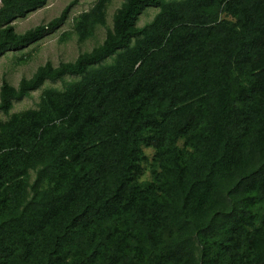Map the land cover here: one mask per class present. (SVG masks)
Instances as JSON below:
<instances>
[{
    "label": "trees",
    "instance_id": "16d2710c",
    "mask_svg": "<svg viewBox=\"0 0 264 264\" xmlns=\"http://www.w3.org/2000/svg\"><path fill=\"white\" fill-rule=\"evenodd\" d=\"M47 1L1 0L0 57L55 33L76 2L17 33ZM105 3L80 17V41L104 26ZM147 8L160 11L139 28ZM200 40L208 54L178 70ZM46 82L63 90L0 123V264H92L103 251L104 264H146L141 248H112L118 233L157 250L148 264H264V0H123L91 51L17 88L3 79L0 112ZM184 137L194 154L175 146ZM142 146L165 151L160 197L139 185ZM74 247L89 254L68 263Z\"/></svg>",
    "mask_w": 264,
    "mask_h": 264
},
{
    "label": "rangeland",
    "instance_id": "374dc122",
    "mask_svg": "<svg viewBox=\"0 0 264 264\" xmlns=\"http://www.w3.org/2000/svg\"><path fill=\"white\" fill-rule=\"evenodd\" d=\"M73 1H76L71 8L65 24L55 33L47 36L41 41L30 45L20 51H10L0 57V87L2 80L5 79L11 86L17 88L21 79H29L37 70V68L46 62H51L53 66H57L61 62H72L79 54L91 51L94 47L102 43L105 38L107 30L112 27V17L115 11L120 7L123 0H106L105 3V24L104 26H96L93 34L83 41L79 40V35L76 31V24L83 14L89 13L101 0H48L46 5L41 9L28 13L24 18L16 19L12 24L17 33H24L25 31L45 24L50 20L58 17L61 12ZM183 1V0H171ZM1 6V0H0ZM160 9L147 8L140 16L137 22L139 28L149 25ZM188 19V18H187ZM191 21V19H188ZM218 21L225 23H235L236 19L227 13H221ZM190 23V22H189ZM192 27V23H190ZM207 51L202 45L201 40L190 48V53L186 61H182L176 65L178 70H183L187 67L192 69V63L200 56L207 55ZM112 59H108L105 65H110ZM237 78V74L234 75ZM79 77H65L66 83H73L79 81ZM238 82H234L232 98L235 99L242 87L237 86ZM49 90L60 91L63 90L61 82L51 83L46 82L40 89L30 93L29 97L22 100L15 101L12 109L8 114L0 112V123H7L14 115L22 114L29 110H37L38 104L43 99L45 93ZM175 146L184 154H194L199 148L198 144L189 137H184L177 140ZM141 150L144 155V160L141 162V174L138 179L139 185L142 188H148L153 194L160 197L162 193L158 190L161 184V175L164 174V166L166 164L165 151H157L153 148L142 146ZM34 179V174L30 173L29 182ZM264 211V201L259 202L253 209L257 216L255 227L260 226ZM110 225L106 224L108 228ZM138 235V233H135ZM121 241V234H117L112 248L124 247L130 244L133 248L142 249L144 263L148 264L157 253L150 245L143 241L135 242L134 239ZM117 245V246H116ZM111 251V250H110ZM113 252V251H111ZM89 253L83 249L74 247L71 249L68 263L76 261L79 258L85 259ZM106 252L95 260L92 264H104Z\"/></svg>",
    "mask_w": 264,
    "mask_h": 264
}]
</instances>
